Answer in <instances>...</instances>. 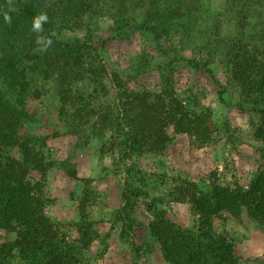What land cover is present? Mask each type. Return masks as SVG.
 <instances>
[{
	"label": "trees",
	"instance_id": "trees-1",
	"mask_svg": "<svg viewBox=\"0 0 264 264\" xmlns=\"http://www.w3.org/2000/svg\"><path fill=\"white\" fill-rule=\"evenodd\" d=\"M201 4L202 0H0V231L13 235L12 241L0 243V264H12L14 259L19 264H89L84 253L98 238L88 213L94 180L79 179L73 166L65 164L67 176L81 184L73 240L56 231L43 214L42 185L29 182L31 173L37 172L42 180L52 166L37 150L35 137L19 134L36 121L28 105L39 100L48 82L56 91L58 122L75 137V148L102 140L101 152L105 147L113 152L117 168L131 155L162 154L170 134L186 135L194 149L216 142L210 135V111L188 107L171 86L181 67L210 73L206 59H184L167 41ZM6 12L10 24L5 22ZM42 13L48 20L42 30L34 31V18ZM100 13L109 14L113 37L89 34L87 39L62 40L63 30ZM260 24L253 36L262 43L259 48L244 47L240 39L227 44L226 50L218 43L207 44L206 58L224 54L228 79L237 86L242 103L260 119L254 136L264 144V21ZM131 28L147 35L159 56L157 92L131 90L115 74L110 79L98 53L107 41L128 38L126 30ZM38 39L52 41L47 51H38L44 47ZM13 150L19 159L10 154ZM261 155L264 160V149ZM209 184L207 193L198 192L194 183L179 191L197 217L195 226L181 227L162 212H156L147 226L166 263L243 264L231 241L214 233L213 219L227 215L239 221L245 212L264 230V172L247 188L222 187L214 177Z\"/></svg>",
	"mask_w": 264,
	"mask_h": 264
},
{
	"label": "rangeland",
	"instance_id": "rangeland-1",
	"mask_svg": "<svg viewBox=\"0 0 264 264\" xmlns=\"http://www.w3.org/2000/svg\"><path fill=\"white\" fill-rule=\"evenodd\" d=\"M108 15L100 13L85 18L81 25L63 30L62 40H82L89 34L95 38L113 37L108 30L111 25ZM261 21H264V0H242L240 4L236 0H202L200 9L182 20L167 38L184 59L209 62L210 73L181 67L171 84L174 94L188 107L210 111V135L216 142L209 146L194 149L186 135L170 134V142L162 154L131 155L117 168L114 153L106 147L101 152L102 140L94 139L81 150L75 148V137L58 122V100L52 82L42 88L38 101L29 103L28 110L36 121L26 124L19 134L35 137L37 150L52 163L42 180L33 172L28 176L29 182L42 185L43 214L69 240L77 238L74 227L78 221L81 184L67 176L65 164L73 166L79 179L94 180L88 213L95 222L98 238L84 253L89 264H165L147 232L156 212L191 228L197 224V217L184 193L179 192L189 183H194L202 193L209 191L212 177L222 187L247 188L264 172L261 155L264 144L254 136L260 124L258 115L242 103L237 86L228 79L222 62L224 54L216 52L206 58L207 44L218 43L220 49L226 50L227 44L240 39L244 47L259 48L262 43L253 36ZM126 33L128 38L123 41L109 40L102 50L97 49L109 78L115 74L131 90L157 92L160 59L151 39L132 28ZM95 46L100 47V42ZM10 154L20 158L17 150ZM212 229L235 245L236 255L239 238L251 232L264 233L245 212L239 221L227 215L213 219ZM12 240L13 235L0 231V243ZM246 247L252 253L251 258L241 260L243 264H264L261 247L255 241ZM11 262L19 264L16 259Z\"/></svg>",
	"mask_w": 264,
	"mask_h": 264
},
{
	"label": "crops",
	"instance_id": "crops-1",
	"mask_svg": "<svg viewBox=\"0 0 264 264\" xmlns=\"http://www.w3.org/2000/svg\"><path fill=\"white\" fill-rule=\"evenodd\" d=\"M173 222H175L176 224H178L179 226H182L183 224L179 223L177 220L175 219H172ZM184 228H186V226H182ZM251 238V240H250ZM255 241V245H258L260 246L261 250H260V253H262V257L264 256V233H260V232H251V234H249V236L245 237V238H239V242H240V248L238 249L239 251V255H236V249H235V245H234V254L237 258L239 259H247V258H251V249L248 250L247 249V244L248 245H251L252 242ZM158 253H160V256L162 257V254L160 251L156 250ZM163 259V257H162ZM164 260V259H163ZM165 264H168L164 261Z\"/></svg>",
	"mask_w": 264,
	"mask_h": 264
},
{
	"label": "clouds",
	"instance_id": "clouds-1",
	"mask_svg": "<svg viewBox=\"0 0 264 264\" xmlns=\"http://www.w3.org/2000/svg\"><path fill=\"white\" fill-rule=\"evenodd\" d=\"M9 3H11V0H9ZM12 9H9V11H11ZM4 19L6 23H11V16L6 12L4 15ZM48 20V17L46 14H40L37 17L34 18L33 21V30L34 31H40L41 29V25L43 22H46ZM38 44H44V47L38 49V51L40 52H45L47 51L48 47L51 46L52 41L51 40H43V39H38L37 40Z\"/></svg>",
	"mask_w": 264,
	"mask_h": 264
}]
</instances>
